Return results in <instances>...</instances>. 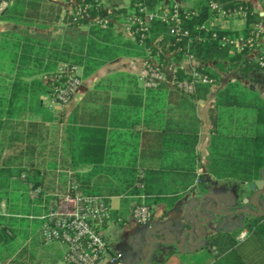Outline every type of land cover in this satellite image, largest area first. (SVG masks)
I'll return each mask as SVG.
<instances>
[{"label": "trees", "instance_id": "1", "mask_svg": "<svg viewBox=\"0 0 264 264\" xmlns=\"http://www.w3.org/2000/svg\"><path fill=\"white\" fill-rule=\"evenodd\" d=\"M6 1L9 7L0 12V22L20 29L0 32L1 247L13 249V239L21 235L16 218L29 217L31 205L41 203L45 194H65L67 181L74 180L84 195L107 203L113 196H129L135 205L151 211L158 205L165 211L171 209L194 185L203 189V177L197 170L201 127L197 104L219 84L225 71L240 64L242 77L253 69L264 71L248 58L256 51L264 60V48L258 44L263 37L259 30L262 17L251 2L178 0L177 25L169 18L156 17L144 32L132 26L127 37L118 25L129 23L135 4L161 14L165 6L171 13L177 0H129L128 7L114 12L102 0H69L65 9L49 0ZM261 3L264 12V0ZM213 4L218 8H212ZM75 6H87L88 18L75 16ZM221 11L226 19H240L243 29L210 27ZM135 15L143 16L137 11ZM102 19H107L105 26L98 22ZM58 25L67 37L44 33ZM80 25L86 29L79 30ZM236 39L242 41L241 51L231 42ZM150 57L160 65H174L175 82L193 80L180 66L192 57L198 62L194 71L212 83L194 82L192 92L185 94L174 84L142 88L137 77L120 75L113 83L120 77L126 84L124 93L117 94V86L98 83L66 119L63 108L51 112L43 105L51 92V78L61 65L76 68L80 79H86L118 58ZM219 107L242 111V121L225 126L213 117ZM228 115L232 118L233 114L229 111ZM210 119L208 173L216 180L247 184L264 180V99L259 93L236 80L229 81L217 92ZM113 132L121 139L128 132L141 143L114 146L110 144ZM125 151L131 154L128 160ZM113 153L117 157L114 164ZM30 190H38L37 199L29 197ZM16 191L19 194L12 197ZM16 202L22 205L17 207ZM242 231L254 239L264 264V211L235 229L204 237L203 247L213 253L212 264H249L239 251L237 237ZM7 257L0 256V260ZM20 258L9 264H23Z\"/></svg>", "mask_w": 264, "mask_h": 264}, {"label": "crops", "instance_id": "2", "mask_svg": "<svg viewBox=\"0 0 264 264\" xmlns=\"http://www.w3.org/2000/svg\"><path fill=\"white\" fill-rule=\"evenodd\" d=\"M57 3L64 9L69 8L70 2L67 0H49ZM103 1V0H102ZM124 3V0H113V2ZM126 6H120L113 3V7H128V0ZM251 2L255 9H258L254 5L255 0H247ZM257 2L259 0H256ZM104 2V1H103ZM179 2V3H178ZM180 4V1H176ZM5 8L9 7V3L5 0ZM4 8V9H5ZM113 9V12L116 11ZM3 9V10H4ZM0 8V12H2ZM111 11V10H110ZM258 11V10H257ZM261 17L264 16V12H260ZM216 18V19H215ZM212 19L213 27L215 29H230V30H242L243 22L240 19H218L215 17ZM263 22V21H262ZM261 22V23H262ZM260 23V24H261ZM8 25L0 22V25ZM17 27V26H15ZM62 28L61 25H58ZM20 29V27H18ZM35 31L34 28L31 29ZM259 30L264 34V29L259 25ZM45 33H51L49 30ZM264 37V36H263ZM136 63L137 67L136 66ZM198 62L195 59H186L181 61L180 66L186 73L191 74ZM241 65L237 69L225 71L221 73L220 81L218 85H213L210 88L204 101L199 102L196 107V113L201 120V127L199 131V141L196 146V152L198 155V174L203 177V189L201 190L197 185L192 186L189 190L183 194L174 204V206L165 211L163 205L156 206L152 211V229L144 228L135 222L131 216L133 206L136 204L134 198L129 196H113L108 200L111 212L110 219L105 227V235L110 251L119 252L122 254V260L120 264H212L213 253L207 248L203 247L202 231H207L211 225L210 219L212 215L218 218V223L222 224L224 219L230 215L229 209H222L220 206L218 209L215 207V199L218 201L219 197L217 192L212 187H205V177L210 175L207 171V147L210 139V130L212 128L210 119V110L214 108L217 92L222 89L229 81L236 80L239 84L246 88H251L259 93L261 98L264 99V71L253 69L249 72L247 77L240 75ZM143 72V60L131 59V58H118L115 61L108 63L97 70L93 75L86 79H81L80 86L78 87L75 95L71 101L63 107L64 118L66 119L74 109V107L80 102L82 97L88 91L95 88L98 83H101L104 79L110 76L131 75L137 77V84L143 88L141 81V74ZM100 79L98 78L99 75ZM110 74V75H109ZM111 78V77H110ZM122 82V88L116 89L117 94L124 93L126 84L123 80L117 79ZM116 83V82H115ZM212 91V92H211ZM46 100V98H45ZM44 105V102H43ZM45 106V105H44ZM48 109V108H47ZM62 110V108L50 109L51 112ZM233 115H238L236 109H224L216 108L214 110L213 117L219 120L224 125L228 124L233 126L236 119H226L229 115L228 112ZM241 113V112H239ZM243 113L241 114L242 117ZM234 117V116H233ZM240 122V121H239ZM128 133V132H127ZM126 134L122 135V139L118 138V134L113 137L110 144L119 146L125 142L128 146L139 145L141 140L139 138L130 137ZM125 139V140H124ZM121 147V146H120ZM129 151L124 152L126 159H130ZM117 157L113 153V164ZM81 172H85L82 170ZM211 176V175H210ZM227 187L230 183V179H227ZM247 186L249 189L250 197L253 196L251 185L247 183H241L242 186ZM255 189V188H254ZM228 193V191H226ZM248 195V194H247ZM115 198L118 200L115 208H111L110 201ZM17 207H20L22 203L16 202ZM33 209L31 215L27 218H16L19 220V238L15 237L12 241L13 249H7L6 246H0V256H7L8 259L4 261L0 260V264H9L13 259L21 257L20 260L23 264H58L59 261H63L64 247L59 243H51L43 245L39 238L40 218L43 214L44 208L41 203H33L31 205ZM236 206H232L234 210ZM1 209H4V205L1 204ZM40 209V210H39ZM39 210V213H36ZM220 211V213L216 212ZM210 216V217H209ZM207 218V221H204ZM23 220V222H22ZM195 226V227H194ZM221 228V227H220ZM222 229V228H221ZM143 232L145 235L143 236ZM208 232V231H207ZM201 237V238H199ZM249 237L247 234L241 235L238 238L239 243H244ZM151 246V251L148 252V246ZM145 258V260H144ZM103 264V262L101 263Z\"/></svg>", "mask_w": 264, "mask_h": 264}, {"label": "built area", "instance_id": "3", "mask_svg": "<svg viewBox=\"0 0 264 264\" xmlns=\"http://www.w3.org/2000/svg\"><path fill=\"white\" fill-rule=\"evenodd\" d=\"M5 6V0H0L1 10ZM86 7L75 6L74 15L88 18ZM211 7L218 8V5L213 4ZM178 8L179 4L174 2L171 13L168 12L167 6H165L163 12L159 14L158 11H149L146 6L137 3L135 9L131 10V13L129 12L127 19L129 23L123 26L118 25V30L122 31L125 36L130 37L132 26L144 32L148 23L156 17L162 20H168L169 18L177 25L179 23ZM135 11L143 16L135 15ZM216 17L221 20L227 18V15L221 11ZM75 19L76 17H74ZM98 22L101 26H105L107 19L98 20ZM210 27L214 28L212 22ZM185 34L186 32H184ZM231 42L236 45L237 51L242 50L240 39ZM255 54L256 51L251 52L248 58L252 63L256 62L264 68V60L258 58ZM190 59L193 58H188V60ZM174 68L175 66L170 64L160 65L154 57L143 60V72L141 74L143 87H155L159 83L169 86L174 84L175 88L189 94L192 92L194 82L212 83V80L201 76L195 71L191 73L192 81L175 82ZM51 80V92L49 97L46 98L48 109L64 107L71 101L81 83L77 69L66 65H61L58 68V74ZM29 197L37 199L38 190H30ZM41 206L44 211L40 218V241L43 245L61 244L64 247L63 261L66 264H101L102 262L120 264L122 254L110 251L106 240L105 227L110 219L111 209L109 204L102 198L84 195L78 184L71 180L65 194L43 195ZM131 216L137 224L152 229V211L146 206L134 205Z\"/></svg>", "mask_w": 264, "mask_h": 264}, {"label": "rangeland", "instance_id": "4", "mask_svg": "<svg viewBox=\"0 0 264 264\" xmlns=\"http://www.w3.org/2000/svg\"><path fill=\"white\" fill-rule=\"evenodd\" d=\"M103 1L105 3V7L109 11L111 10L112 12H113V9L116 8V7H113V3H116V5L122 4L120 6H126L127 5L126 0H124V3H120L119 1L113 2V0H103ZM254 5L256 8H258L256 10L260 11L261 13L263 12L261 0H259L258 2L255 0ZM116 9H118V8H116ZM262 21L263 22L260 24V26H261V28L264 29V16L262 17ZM16 29H18V27L8 26V25H4V24L0 25V32L6 31V30H16ZM31 29L32 28H29L30 31H32ZM78 29L81 31H84L86 29V27L84 25H80V26H78ZM59 31H60V29L58 26L55 29H49V32H52L53 35L60 33L63 38L67 37L68 34L66 33V30H64V31L62 30L60 32ZM263 36H264V34H263ZM259 44L261 45V49L264 48V37H262ZM137 66H139V65H137V63H136L135 67H137ZM101 75L102 74L99 75V77H98L99 79H100ZM110 77L107 79H104L101 82L102 85H106L109 83L111 86H117L118 89H121L122 88V82L121 81H114V83H113V78H112L113 76H110ZM43 102H44V105L46 107L48 104V101L44 100ZM66 105H64V107ZM236 112H238L237 113L238 115H232V118H235L236 121L241 122L242 121V119H241L242 111H236ZM239 112H241V113H239ZM226 119L230 120L231 117H227ZM225 126H230V125L225 124ZM69 182L70 181H67L65 191L67 190V186H68ZM204 186L205 187H212L214 189V191L217 192V196L219 197L220 205H219L218 201L215 199L214 200L215 201V207L217 209L220 206L222 207V209H226V207H227L230 210L229 211L230 215L227 217V219L226 218L224 219L222 224H219L218 218L216 216L212 215V217L210 219V223L213 225H211L210 228L207 230L208 232L202 231V234H201L203 245L205 244V241H204L205 236L212 235V234H214L220 230L235 229L236 227L242 225L243 221L245 219H247L248 217H250V216L257 217V216H259L260 213L262 214V212L264 211V188H263V193H259V194H257L256 189L253 188L252 192H254V193H253V196L250 197V195H249L250 191H249L248 187L244 185L241 188V183L239 181H236V180L230 181V183L228 184V186H229V188H228L226 180H216L210 175L205 177ZM226 191H228V193ZM19 192L20 191H16V193H14L12 195V197L17 196L19 194ZM117 202H118V200H116L115 198H113L110 201V205H111L112 209L115 208ZM232 206L233 207L236 206V208L233 210ZM216 212H218V210H216ZM218 213H220V211ZM246 234L247 233L245 231H242L239 233L237 238H240L241 235L245 236ZM144 235H145V233L143 232V236ZM199 238H201V237H199ZM239 244H240L239 245V251H240V253L243 254L244 259L249 264H263L262 263L263 262L262 256L260 255L258 247H257V245L254 242V239L252 237L248 238L244 243H239ZM149 251H151L150 245L148 246V252ZM144 260H145V258H144ZM58 264H66V263L59 261ZM103 264H108V263L103 262Z\"/></svg>", "mask_w": 264, "mask_h": 264}, {"label": "water", "instance_id": "5", "mask_svg": "<svg viewBox=\"0 0 264 264\" xmlns=\"http://www.w3.org/2000/svg\"><path fill=\"white\" fill-rule=\"evenodd\" d=\"M251 188H255L257 194L259 193H263V188H264V180H258L256 182H254L251 185ZM261 215V213L259 214V216ZM204 221H207V218H204Z\"/></svg>", "mask_w": 264, "mask_h": 264}]
</instances>
